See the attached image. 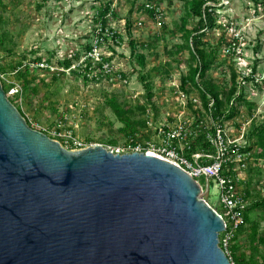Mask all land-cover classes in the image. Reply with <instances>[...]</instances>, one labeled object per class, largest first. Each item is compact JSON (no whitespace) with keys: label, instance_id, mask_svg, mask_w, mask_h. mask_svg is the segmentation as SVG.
<instances>
[{"label":"rangeland","instance_id":"rangeland-1","mask_svg":"<svg viewBox=\"0 0 264 264\" xmlns=\"http://www.w3.org/2000/svg\"><path fill=\"white\" fill-rule=\"evenodd\" d=\"M148 1L0 0V79L9 100L22 110L32 128L47 133L65 148L56 135L58 125L87 146L108 148L122 144L124 123L109 105L113 97L122 106L132 108L131 117L136 121L147 118L137 109L145 105L150 110V121L156 124L172 125L181 119L197 130L212 127L197 90L189 83L182 88L195 64L182 36V22L187 18L186 0H156L163 11L159 19L143 9ZM262 1L221 0L216 8L220 27L204 37L208 49L217 51L216 63L207 72V79L229 89L231 71L235 70L247 100L254 104L252 108L237 104L239 114L223 126L231 140L251 147L246 168L239 169L242 177L239 190L245 193L248 189L251 201L264 197V153L259 154L256 137L248 138L256 126L264 125ZM108 3L112 13L106 18L107 30L99 35L102 40L99 54L104 61L108 60L104 63H109L110 72L100 70L87 50L88 45H94L101 27L95 19L97 10ZM197 21L190 18L187 27L194 28ZM113 33L121 38L115 40ZM134 47L137 54L145 57L144 65L132 53ZM67 59H75L70 68L63 66ZM87 59L94 62L90 72L86 71ZM254 68L255 82L243 84L241 77ZM18 87L22 89L17 93ZM199 117L202 122L197 123ZM137 139L157 140V137L150 128L140 130ZM198 180L205 197L228 220L227 211L219 204L220 189L216 182L205 177ZM262 217L256 211L251 212L250 221L235 232L236 255L244 264L264 263L261 256L264 245H251L250 241L251 227L256 221H260L259 233L264 235Z\"/></svg>","mask_w":264,"mask_h":264},{"label":"water","instance_id":"water-1","mask_svg":"<svg viewBox=\"0 0 264 264\" xmlns=\"http://www.w3.org/2000/svg\"><path fill=\"white\" fill-rule=\"evenodd\" d=\"M225 231L184 169L68 150L28 124L0 80V264H232Z\"/></svg>","mask_w":264,"mask_h":264},{"label":"trees","instance_id":"trees-1","mask_svg":"<svg viewBox=\"0 0 264 264\" xmlns=\"http://www.w3.org/2000/svg\"><path fill=\"white\" fill-rule=\"evenodd\" d=\"M209 2L213 4H209ZM221 3V0H186L187 6V18H185L182 22L183 27V38L186 41L185 47L190 51V55L192 60L195 62L194 66L191 67L190 73L188 76L183 80L182 88L185 89V86L189 83L193 88H195L199 94V98L201 101V106L206 114V116L211 119L212 127L208 128L207 130L200 128L198 132V136L194 138L190 144V148L186 149V155L191 159V155L195 153H205V154H213L214 153V146L207 140L206 134L208 132H214L216 126H224V122L227 120H231L239 114L237 109V104H245L249 108H252L254 105L246 98L245 91L243 87L240 85L238 78L239 74L236 73L235 70L232 69L231 77H230V87L226 89L224 87H220L217 85L213 80L207 79L206 74L208 71L212 69V67L216 63L217 58V51L216 49L209 50L205 44L204 37L207 32L214 31L215 29L219 28L220 25L217 23V7ZM264 5V0L261 2ZM145 5L143 6V9ZM112 13L111 4L108 3L106 5H102L99 10H97V14L95 15V19L98 23L101 24V30L103 32L106 31V22L107 16ZM149 13L153 15L150 11ZM190 18L198 19L197 24L194 28H188L187 23ZM128 29H130L131 24L130 22L127 23ZM113 37L115 40L120 39L121 37L113 33ZM92 45L87 46V50L90 51ZM132 53L137 57L138 62L141 65L145 64V57L143 55H139L136 53L135 47L133 48ZM75 59H67L63 62V66L65 68H70L72 63ZM77 60V58H76ZM108 60H106L107 62ZM93 62H90L87 59V68L86 71L90 72L93 69ZM100 70L103 69L102 64H97ZM2 68V67H1ZM2 71L5 72L4 68ZM19 72V71H17ZM28 72L21 73L22 76L27 74ZM21 74L19 76H21ZM255 74L256 68L252 69L251 73L248 75H244L245 82H255ZM85 79L88 80V76H85ZM1 80V79H0ZM2 86L4 88V83L1 81ZM28 82L25 83L24 87L26 88ZM7 93V89L4 88ZM11 101V100H10ZM13 104L14 102L11 101ZM109 105L115 111L116 116L120 118V120L124 123L123 127V135L125 140L128 137L136 136L139 134L140 130L146 129L147 123L146 119L143 118L141 121H136L133 119L132 116V108L128 105H121L118 100L113 97L109 101ZM18 110L22 113L28 124L31 126L29 120L26 118L25 114L22 110L17 107ZM137 109L142 113V116L146 115L147 107L145 105L137 107ZM203 116V115H201ZM197 123L202 122L201 117L196 121ZM196 123V125H198ZM200 127V126H199ZM43 132V131H42ZM47 134V133H46ZM251 135V136H250ZM248 138H257V142L259 144L260 155L264 153V125L256 126ZM116 144V141H114ZM251 147L247 146L243 151H249ZM201 163H205L202 159ZM246 199L250 200V192L246 189L244 193ZM214 206L212 203H210ZM215 207V206H214ZM218 210V208H217ZM253 211L259 213V216H263L264 218V197L258 200L249 201V205L245 210L244 220L245 223L250 221L249 214ZM222 214V212L219 211ZM223 215V214H222ZM243 227V226H242ZM241 227V228H242ZM260 221H256L251 227V234H250V241L251 245H264V235H260L259 233ZM239 229L238 232L242 229ZM229 229V224H228ZM223 235V234H222ZM222 236L220 237V239ZM237 241V235L234 236L231 243L229 244V251L231 252L232 262L234 264H244L243 259L241 257H237L236 252L238 250L237 245L234 243ZM222 247V243L220 244ZM235 255V257H234ZM262 256V261L264 262V254ZM234 258L237 261H234ZM251 264H258L257 261L252 262Z\"/></svg>","mask_w":264,"mask_h":264},{"label":"built area","instance_id":"built-area-1","mask_svg":"<svg viewBox=\"0 0 264 264\" xmlns=\"http://www.w3.org/2000/svg\"><path fill=\"white\" fill-rule=\"evenodd\" d=\"M144 10L147 12L150 11L156 19H159L163 15L162 8L156 0H149L145 3ZM138 24L140 26L142 25L141 22ZM104 33L105 32H103L101 28L98 29L95 43L92 45L88 54L93 59L95 57L96 61L94 62L102 64L103 70L110 72L109 63H106V65L104 63L106 62L104 61V57L99 54L100 47L102 46L101 36L99 35ZM241 80L243 84L246 83L244 76L241 77ZM19 88L20 87L16 89L17 93ZM182 96L184 95L182 94ZM146 117V129H153L157 140L143 139L144 141H140L137 139L138 135H136L135 137H128L122 144L110 146L106 149L115 155L134 152L155 155L178 165L197 181H199L198 179L201 177H205L207 180L213 179L220 189L219 204L227 211L228 216L227 220L224 215L221 214L226 221V231L223 232L220 244L222 243V248L232 262L231 252L228 250L229 244L234 238L235 232L245 224L244 214L249 205V201L246 199L244 193L239 190V185L242 180L239 171L246 168L249 158L248 152L243 151L246 145L237 143L236 140H231L226 135L224 128L218 125L214 132H208L206 134L207 140L215 148L214 153H195L191 155L190 159L186 155V149L190 148L192 140L198 136L200 130L195 129V127L192 128L186 120L181 119L174 124L172 123V125L165 123L156 124L157 122L154 123V121L151 122L150 110L148 109L146 111ZM56 135L59 139H62L68 150H82L88 147L80 139L75 137L71 131L64 130L63 132L61 125L57 126ZM244 137L245 135L243 134L242 138ZM61 145L64 147V144L61 143ZM91 146L93 147L95 145ZM202 159L205 163H201ZM235 166L236 168H234ZM232 264L234 263L232 262Z\"/></svg>","mask_w":264,"mask_h":264}]
</instances>
